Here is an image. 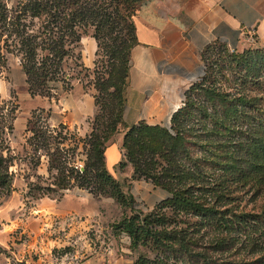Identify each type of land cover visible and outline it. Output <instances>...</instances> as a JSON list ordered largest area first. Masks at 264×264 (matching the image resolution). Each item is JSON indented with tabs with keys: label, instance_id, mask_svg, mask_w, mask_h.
<instances>
[{
	"label": "trees",
	"instance_id": "obj_1",
	"mask_svg": "<svg viewBox=\"0 0 264 264\" xmlns=\"http://www.w3.org/2000/svg\"><path fill=\"white\" fill-rule=\"evenodd\" d=\"M125 1L140 3L142 0ZM73 2L74 0H23L19 12L8 21L1 18L3 13L0 9V36L5 33L2 45L0 43V65L5 59L4 52H10L18 58L30 96L48 93L50 90L58 94L71 87L72 75L64 70L63 62L72 53L73 41L79 38L80 27L91 24L97 15H101L100 4L92 3L71 11V17H65L63 9L58 7ZM132 14L133 12L129 19L131 42L127 45L122 81H111L109 73L106 77L99 72L95 75L96 82L100 86L108 83L111 86V94L117 98L112 116H108L109 130L113 129L115 122L120 123L122 118L128 54L134 43ZM77 16L78 24L73 19ZM33 19H36L35 24ZM57 31H60V35ZM235 50L232 49L231 52ZM120 82H123L121 99ZM203 89L212 108L211 117L214 124L239 132L232 136L238 148L224 152L227 160H217L205 154L192 155L194 151L188 146L190 139L183 132L179 120V116L190 114L189 106H193L192 101L179 105L172 111L167 126L138 122L129 125L122 134L121 147L125 149L122 156L126 154L127 160L132 163L131 176L138 174L149 177L153 184L168 192V195L154 203L148 211L140 212L129 207L131 214L122 212L119 219L113 223L118 231H123L129 236L131 247L148 244L153 251L151 258L140 255L133 259V264H176L177 260L178 264H224L217 263L210 252L204 249L205 245H201L198 224L205 221L225 227L231 219L224 213L232 208V205L221 208V205L217 204L218 199H227V202L234 204L233 192L241 187L251 190L253 195L259 194L262 198L261 211L264 212V91L225 92L209 86ZM195 106L207 115L203 103ZM38 109L43 108L31 111ZM13 110L14 108L9 106L3 110L2 104L0 105V194H6L11 189L13 170L10 166L14 158H17L11 152L7 141L12 130ZM46 111L48 116V110ZM32 118L27 120L23 129L24 157H27L30 167H33L39 163L40 156H43L50 180L45 181L44 185L28 180L26 185L30 191L36 190L40 195L53 190V193L59 195L71 179L70 184L90 192L97 191L95 194L101 192L104 187H109V194L121 206L128 203L126 199L132 200L123 192L119 181L105 166L104 148L108 143L103 145L105 136L100 139L97 134L90 133L86 159L82 169H79L67 159L62 145L63 139L56 140L62 130L67 132L65 125L60 123L54 126L57 132L53 135L55 128H49L38 118ZM27 132L30 134L25 135ZM154 155L163 160V163L156 161ZM138 158H141V161ZM18 159L21 160L20 157ZM200 161L212 169H204L199 164ZM124 163L120 157L115 166L122 167ZM228 168L229 172L237 171V175L232 173L228 177L222 176L220 170ZM206 180L210 184L209 187L204 185ZM53 186L56 189H52ZM206 194L212 201L206 199ZM187 213L199 216L202 221L188 224L184 217H181V214ZM219 242H222L220 237L214 240L215 244ZM170 259L172 261H169Z\"/></svg>",
	"mask_w": 264,
	"mask_h": 264
},
{
	"label": "rangeland",
	"instance_id": "obj_2",
	"mask_svg": "<svg viewBox=\"0 0 264 264\" xmlns=\"http://www.w3.org/2000/svg\"><path fill=\"white\" fill-rule=\"evenodd\" d=\"M0 3L2 5L1 13H3L1 18L8 21L19 12L23 0H0ZM92 3L100 4L101 15H97L91 24L80 27L79 38L73 41L72 53L63 62V66L64 70L72 75L71 85L74 82H79L84 89L92 93L96 100V102L94 100V113L87 120L86 130L81 132L78 129L67 128V132L62 130L56 137V140L63 139L62 145L65 148L67 159L71 160L73 166L79 169H82L86 159V151L91 140L90 133L97 134L100 139L105 136L104 145L111 141L115 132L121 130L123 134L126 130V128H122L121 122H115L113 129L109 130L108 116H112L117 98L111 94V86L108 83H103L100 86L96 82L95 75L99 72L104 75L103 77H106L109 73L111 81H122L127 45L131 42L130 14L139 4L137 1L127 3L125 0H74L73 3L58 8L63 9L65 17H71V11H76L78 8ZM73 19L78 24V16ZM35 20L32 21L34 24ZM56 33L59 34L60 31ZM4 36L5 33L0 36L1 45ZM83 36L94 39L90 64H85L82 60L80 45ZM246 42L243 48L236 49L234 52L217 42L208 44L200 51V70L184 89L179 104L182 106L184 103L192 101L191 105L193 106H189L190 114L179 116L182 130L190 139L188 146L194 151L192 155L195 153L198 155L205 154L213 156L217 160L225 161L227 158L224 156V152L238 148L234 143L235 140H232V136L239 134V132L214 124L211 117L212 108L206 100L203 88L209 86L225 92L262 93L264 91V44L258 43L256 39L253 41L246 40ZM4 53L5 59L0 65V83L8 85L12 80L20 77L22 70L16 56L10 52ZM22 74L25 78L23 72ZM119 84L121 99L123 82ZM196 85H200V87ZM14 91V89L11 90L8 95L0 93L2 109L4 110L6 106L13 107L14 118L18 116L15 121L16 129L18 122L24 123L21 132H18L14 130L12 120V130L7 137L11 152L17 158H14L13 164L10 166L13 170L11 189L6 194H0V264H81L82 261L93 255H102L106 258L107 255H110L109 250L111 248L114 249L117 256L127 255L136 259L142 255L151 258L153 251L148 244L131 247L129 236L113 226L122 212L126 215L131 214L129 207L140 212L151 209L142 207L141 203L131 196L132 200L126 199L128 203L121 206L109 194V187H104L101 192L95 194L97 191L92 190L90 192L75 184H70L71 179L59 195L53 193V190L45 191L46 193L39 195L36 190L30 191L28 189L26 185L28 180L44 185L45 181L50 180V178L47 177L43 156H40L39 163L33 167H30V162H28L27 157H24L22 144H24L23 129L26 122L32 118L31 114L34 112L32 119L38 118L39 121L46 123L49 128L54 129L55 127L48 123L45 109L31 112L27 109L22 110ZM58 94H54L50 90L48 93L35 95L54 98ZM201 103L205 105L207 115H204L195 106L196 104L201 105ZM56 129L52 131L53 135L57 132ZM29 134L28 132L25 133V135ZM119 150L122 161L131 166L132 163L127 160L126 154L122 156L125 149L121 147V143ZM19 157L21 160L18 159ZM153 158L163 163V160L155 155ZM138 159L141 161V158ZM199 164L204 169H212L201 161ZM112 170L109 169L108 171L117 179L116 173L122 171L121 167L115 166ZM229 171V168L220 170L222 176L228 177L232 173L237 175V171ZM131 178H143L151 181L149 177L138 174L131 176ZM128 179L130 178L117 180L120 181L123 192L129 196L126 193L129 185ZM204 185L210 186L207 180L204 181ZM52 189H56L55 186ZM64 196L68 197L69 202L72 203L80 199L81 196H87L95 200L98 207L94 211L85 212L79 217L82 223L79 229L76 228L75 231L68 232V228L67 230L60 228V232L57 233L52 229H57V223L62 218L59 217L54 220L49 217L46 204L58 203ZM233 196L234 204L227 202V199H218L217 202L221 208L232 205V208L224 213L226 217L231 219L227 221L225 227L222 224L200 222L202 220L199 216L190 213L181 214V217H184L188 224L200 222L198 224L200 243L205 245L204 249L210 252L217 263L264 264V212L261 211L260 207L262 198L259 194L253 195L251 190H247L246 187L236 188ZM205 197L207 200L210 199L207 194ZM210 200L212 201V199ZM72 214L73 211L65 216L66 222L70 223L73 218L78 219V216L73 217ZM62 232L65 234L62 235ZM58 236L67 238L68 242L66 244L58 243ZM219 237L222 242L215 244L214 240ZM175 263L178 264L179 260Z\"/></svg>",
	"mask_w": 264,
	"mask_h": 264
},
{
	"label": "crops",
	"instance_id": "obj_3",
	"mask_svg": "<svg viewBox=\"0 0 264 264\" xmlns=\"http://www.w3.org/2000/svg\"><path fill=\"white\" fill-rule=\"evenodd\" d=\"M134 43L129 49L126 69V85L122 106V128L138 122L167 126L170 114L181 103L182 93L200 70V51L208 44L217 42L225 47L241 49L245 46L246 33L252 30L254 38L264 44V0H142L131 15ZM94 39L81 37L80 51L85 64H90ZM15 90L19 107L31 111L36 108L48 110L47 121L56 126L86 130L87 120L94 113L92 93L81 83L71 87L54 98L40 95L30 96L22 72L20 77L8 85L0 83V93L8 95ZM21 132L18 122L16 129ZM122 131L115 132L104 148V162L113 169L120 160ZM117 179H128L129 196L151 208L154 203L168 195L166 189L143 178H131L132 168L123 164ZM113 171V170H112ZM120 182V181H119ZM66 195V194H65ZM64 196L58 203H47L49 217H61L57 229L73 232L80 228L79 218L88 211L97 209L98 204L89 197L81 196L74 203ZM73 218L65 221V216ZM55 225V224H54ZM65 234V232H62ZM57 242L66 244L67 238L57 237ZM110 255H93L81 264H133V257L117 256L114 249Z\"/></svg>",
	"mask_w": 264,
	"mask_h": 264
},
{
	"label": "built area",
	"instance_id": "obj_4",
	"mask_svg": "<svg viewBox=\"0 0 264 264\" xmlns=\"http://www.w3.org/2000/svg\"><path fill=\"white\" fill-rule=\"evenodd\" d=\"M255 38H254V34L252 32V30L248 31L246 33V40L248 41H253ZM230 50H232V48H229Z\"/></svg>",
	"mask_w": 264,
	"mask_h": 264
}]
</instances>
